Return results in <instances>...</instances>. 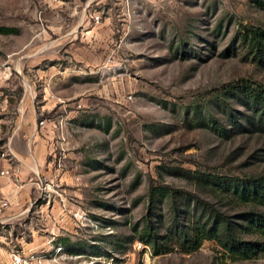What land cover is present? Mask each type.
Here are the masks:
<instances>
[{
	"label": "rangeland",
	"instance_id": "1",
	"mask_svg": "<svg viewBox=\"0 0 264 264\" xmlns=\"http://www.w3.org/2000/svg\"><path fill=\"white\" fill-rule=\"evenodd\" d=\"M0 26L17 28L0 32V162L18 186L17 155L44 162L27 201L0 192L20 211L0 224V264L16 250L46 264L264 261L212 238L185 251L174 236L161 254L141 238L208 203L240 212L212 180L264 173V62L243 38L264 29V0H0Z\"/></svg>",
	"mask_w": 264,
	"mask_h": 264
},
{
	"label": "trees",
	"instance_id": "2",
	"mask_svg": "<svg viewBox=\"0 0 264 264\" xmlns=\"http://www.w3.org/2000/svg\"><path fill=\"white\" fill-rule=\"evenodd\" d=\"M16 30V27L0 26L3 33ZM243 38L254 57L264 62V29L247 28ZM212 182L221 186L229 200L242 210L231 213L211 203L197 206L193 208L196 214L202 209L194 221L181 223L178 220L174 231L162 234L146 228L141 238L152 243L156 254L171 251L175 246L173 238L177 236L179 246L185 251L195 250L205 238H212L232 259L264 258V173L247 179L215 177Z\"/></svg>",
	"mask_w": 264,
	"mask_h": 264
},
{
	"label": "crops",
	"instance_id": "3",
	"mask_svg": "<svg viewBox=\"0 0 264 264\" xmlns=\"http://www.w3.org/2000/svg\"><path fill=\"white\" fill-rule=\"evenodd\" d=\"M40 126L39 123L36 124V128H38ZM43 126V125H41ZM32 136H34L35 138H37L36 136V131L34 130L32 133ZM40 145L38 146L39 149ZM38 149H35V153L38 152ZM33 152V151H32ZM38 154V153H37ZM18 156V160H19V174H20V178L21 180H26L29 177V181L31 182H25L24 184L18 186L16 185V183L13 181V178L11 176L8 175H2L0 174V192H3L6 194V196L8 197L9 201L12 203H14V201L19 199L21 201H27V199L30 197L31 195L27 192L28 188L32 187L33 185L35 186L37 184V182L33 181L35 176L33 173L37 174V176L41 177V173L40 171H42V164L43 162V158L41 157V155H34L33 153L31 154V156H26V155H17ZM0 168H10V169H14L13 165L9 162L3 161L0 162ZM22 188V189H20ZM21 190L20 195L18 194V191ZM20 211H18L17 207L15 206H9L6 209L4 208V212L0 215V216H4L5 219L0 220V224H2L3 222H5L7 219H10L14 216H16ZM2 239V235H0V242ZM7 256V249L0 244V260L5 259Z\"/></svg>",
	"mask_w": 264,
	"mask_h": 264
},
{
	"label": "built area",
	"instance_id": "4",
	"mask_svg": "<svg viewBox=\"0 0 264 264\" xmlns=\"http://www.w3.org/2000/svg\"><path fill=\"white\" fill-rule=\"evenodd\" d=\"M40 125L45 124V120L41 119L39 121ZM6 152H2V156H4ZM0 174L8 175L14 177V170L10 168H0ZM17 178V177H16ZM8 200H2L0 204V212L4 209V207L8 204ZM46 255L38 252V251H12L10 254L11 264H46Z\"/></svg>",
	"mask_w": 264,
	"mask_h": 264
},
{
	"label": "bare ground",
	"instance_id": "5",
	"mask_svg": "<svg viewBox=\"0 0 264 264\" xmlns=\"http://www.w3.org/2000/svg\"><path fill=\"white\" fill-rule=\"evenodd\" d=\"M61 250V249H60Z\"/></svg>",
	"mask_w": 264,
	"mask_h": 264
}]
</instances>
